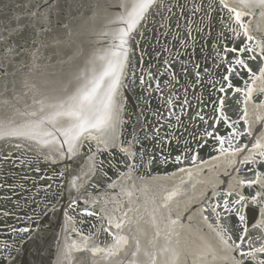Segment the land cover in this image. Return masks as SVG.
Listing matches in <instances>:
<instances>
[{"label":"snow or ice","instance_id":"snow-or-ice-1","mask_svg":"<svg viewBox=\"0 0 264 264\" xmlns=\"http://www.w3.org/2000/svg\"><path fill=\"white\" fill-rule=\"evenodd\" d=\"M0 234V264H264V0H0Z\"/></svg>","mask_w":264,"mask_h":264},{"label":"water","instance_id":"water-1","mask_svg":"<svg viewBox=\"0 0 264 264\" xmlns=\"http://www.w3.org/2000/svg\"><path fill=\"white\" fill-rule=\"evenodd\" d=\"M202 154L205 156L206 159H210L211 156L214 155V153H211L208 150H205ZM173 171H176V168L169 166L168 169L156 170V171L152 172L148 177H145V179L148 181H151L153 177H165V176L170 175L171 172H173ZM221 179H224V177L221 176ZM185 222H187V221H185ZM2 235L3 234H0V238H2Z\"/></svg>","mask_w":264,"mask_h":264}]
</instances>
